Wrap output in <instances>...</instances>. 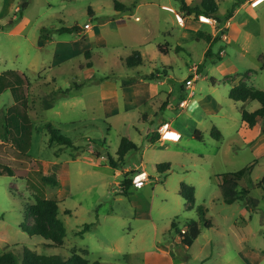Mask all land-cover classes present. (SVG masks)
<instances>
[{
	"label": "rangeland",
	"instance_id": "obj_1",
	"mask_svg": "<svg viewBox=\"0 0 264 264\" xmlns=\"http://www.w3.org/2000/svg\"><path fill=\"white\" fill-rule=\"evenodd\" d=\"M116 1L125 10H117L115 0H0V75L14 70L26 80L23 93L34 127L29 153L45 172L58 174L59 186H50L47 195L58 201L66 226L62 247L23 231L34 192L25 179L0 175V253L12 252L18 264L25 248L62 258L77 252L102 264H128L130 258L134 264H172L155 256L160 245L174 249L178 264H264V119L250 128L241 109L253 111L259 102L229 97L241 81L264 89V2L253 7L250 0H217L221 14H235L219 27L183 11L180 0ZM242 1L248 4H235ZM74 25L79 28L73 33L59 32ZM198 30L221 35L211 57L210 43L196 38ZM135 51L143 64L128 67ZM219 51L221 60L214 56ZM151 73L154 79L144 78ZM58 89L69 94L44 110V95ZM182 94L188 103H181ZM15 103L11 90L0 94V111ZM48 122L75 146L51 144ZM166 122L181 133L179 140L164 138ZM214 126L220 140L212 136ZM154 131L161 140L150 141ZM124 136L138 149L114 168L109 158H117ZM0 162L31 167L27 156L1 138ZM159 163L171 168L159 172ZM246 167L250 171L238 189L249 194L226 203L218 175ZM141 169L150 176L144 186L123 193L125 173L132 179ZM183 182L196 189L193 209L179 193ZM200 206L210 227L197 212ZM192 220L201 226L198 239L190 247L174 244L180 236L172 224L180 230ZM88 223L90 230L79 234Z\"/></svg>",
	"mask_w": 264,
	"mask_h": 264
},
{
	"label": "trees",
	"instance_id": "obj_2",
	"mask_svg": "<svg viewBox=\"0 0 264 264\" xmlns=\"http://www.w3.org/2000/svg\"><path fill=\"white\" fill-rule=\"evenodd\" d=\"M181 9L188 12L189 15H195L196 17L205 16L207 18L215 19L218 26H223L226 20H229L233 16V10H228L226 16L221 14L219 11V5L217 0H202L200 4L191 5L188 4L186 0H180ZM242 2H237L241 4ZM115 7L117 10H125L124 4L115 0ZM22 15V14H21ZM225 16V17H224ZM13 25L14 20L10 21ZM79 27L74 25L72 27H65L59 30L60 33H73L77 31ZM42 39L47 41L49 36L45 33V28L43 29ZM203 37L210 43V47L207 50L206 56L211 57V46L216 44L221 40V35L217 34L214 38L210 34L204 33L202 30L197 31V39H202ZM161 52L167 54L169 49H164L159 46ZM181 46L176 47V51L181 50ZM222 50V49H220ZM217 59H222L219 53L214 55ZM126 64L128 67L139 66L143 64V57L139 51H135L133 54L127 57ZM261 68H264V53L261 56ZM145 79H154L155 75L153 73L144 77ZM25 79L14 70H8L0 75V94L6 90H11L16 99L17 103L9 107L5 111H0V138L3 141H10L15 145L16 149L20 151L21 154L27 156L30 159V168H20L18 166H13L10 164L0 162V175L15 176L21 179H25L28 188L34 192V202L27 204L25 206V221L20 224L23 231L28 232L30 235H35L42 237L49 242L47 246L50 247H62L64 244V239L66 237V226L64 222L59 217V203L57 200L48 198L47 192L50 186L58 187L60 184L59 176L56 172L47 173L43 169L42 162L30 155V149L33 141L34 127L30 116L27 111L28 99L23 93V87L25 85ZM188 79L185 80V84ZM182 89L184 87L182 86ZM69 94V89L62 90H52L46 93L42 99L41 106L44 110H49L54 107L55 101L59 97H65ZM229 97L234 101L248 102L257 101L260 107L250 111L245 107H242L241 114L242 120L250 127H255L258 122L264 119V89L257 88L253 85H249L245 81H241L238 84L232 86ZM186 100L184 94L180 96L181 103ZM165 104L163 105V108ZM44 129H46L50 135L49 142L51 144H59L62 147H74V140L68 137L56 128L52 122L45 124ZM195 137L202 140V132L199 130L195 131ZM212 136L218 140L222 138L221 131L214 126L212 129ZM160 138L158 131H154L150 135V141L155 142ZM138 145L132 141L130 138L124 136L121 138L119 148L117 150V158L114 159L110 156V165L114 168H119L125 164L126 155L133 150H137ZM100 157L101 155L98 154ZM171 168L170 163H159L157 169L159 172H165ZM250 171V167L243 168L237 172H227L218 175V184L221 188L223 198L226 203H234L239 197H244V195L249 194L248 188H243L240 192L239 185L240 181L244 175ZM133 179V178H132ZM132 179L125 173L124 178L120 184L123 189V193H128V190L132 187ZM180 195L189 202V209H193V204L195 203L196 189L193 185L187 183H181L180 185ZM241 193V194H240ZM201 218L205 220V226L210 227L209 220L206 219L207 209L204 206H200L197 209ZM29 220H32L30 222ZM92 223L85 224L83 229L79 234L90 230ZM172 226L176 228V231L181 237V242L187 246H192L194 242L198 239L201 234V226L198 220H192L187 222L185 226V233H182V229H177L175 224ZM17 257L10 251H4L0 253V264H18ZM21 264H102L100 260L91 261L85 256L72 252V254L67 258H62L58 255H46L39 254L36 251L25 248L23 251V256Z\"/></svg>",
	"mask_w": 264,
	"mask_h": 264
},
{
	"label": "built area",
	"instance_id": "obj_3",
	"mask_svg": "<svg viewBox=\"0 0 264 264\" xmlns=\"http://www.w3.org/2000/svg\"><path fill=\"white\" fill-rule=\"evenodd\" d=\"M263 1L264 0H250L249 2H251V5L253 7H255V6H258L259 4H261ZM205 19L207 20V22H213V20H215L212 18H205ZM178 20H179L180 24H182V25L184 24L183 18L179 15H178ZM84 26L86 27V29H90L89 23H86ZM223 36H224V38L225 37L227 38V35H223ZM166 128L170 129V125L167 122L162 125V127H161L162 131L161 132H163V130ZM149 177L150 176L147 174L146 170L141 169L140 171L135 173L134 176L132 177L133 178L132 179L133 185L136 187H138L137 185H139L138 188H140V187L144 186L145 181H147L149 179ZM182 233H185V227L182 229ZM180 240H181V237H180Z\"/></svg>",
	"mask_w": 264,
	"mask_h": 264
},
{
	"label": "crops",
	"instance_id": "obj_4",
	"mask_svg": "<svg viewBox=\"0 0 264 264\" xmlns=\"http://www.w3.org/2000/svg\"><path fill=\"white\" fill-rule=\"evenodd\" d=\"M263 2H264V1H263ZM263 2H262V3H263ZM243 3H244V4H248L247 1H245V2H243ZM166 6H167V5H166ZM234 16H235V14H233V16L228 20L229 24H230L231 19H232ZM185 102L188 103V100L186 99ZM182 103H183V102H182ZM169 125H170V124H169ZM173 131H176V130H173ZM176 132H178V131H176ZM178 134H180V136H181V133H180V132H178ZM161 139H162V137L160 136L159 140H161ZM129 170H131V168H126V169H125V171H129ZM132 186H134V185H132ZM180 242H181V240H177V239H176L174 244L177 245V244L180 243ZM157 248H158L159 252L156 253L155 256H156L158 259L165 260L167 263L178 264V263L176 262V259L174 258V257H175V255H174V249H172V248L169 249L168 247L160 246V245H158ZM133 254H136V251H135ZM128 264H134V260L130 258V262H129Z\"/></svg>",
	"mask_w": 264,
	"mask_h": 264
},
{
	"label": "bare ground",
	"instance_id": "obj_5",
	"mask_svg": "<svg viewBox=\"0 0 264 264\" xmlns=\"http://www.w3.org/2000/svg\"><path fill=\"white\" fill-rule=\"evenodd\" d=\"M163 133H164L165 135H167V134H169V133L176 134V136L178 137V138H176V140H179L180 137H181L180 134H178V132L173 131V130L168 129V128L164 129ZM164 138H165V137H164ZM165 139H166V138H165ZM167 139L175 140V139H172V138H167Z\"/></svg>",
	"mask_w": 264,
	"mask_h": 264
},
{
	"label": "clouds",
	"instance_id": "obj_6",
	"mask_svg": "<svg viewBox=\"0 0 264 264\" xmlns=\"http://www.w3.org/2000/svg\"><path fill=\"white\" fill-rule=\"evenodd\" d=\"M165 138H166V139H167V138L176 139V138H178V137L176 136V134L169 133V134H167V135L165 136ZM137 186L139 187V185H137Z\"/></svg>",
	"mask_w": 264,
	"mask_h": 264
}]
</instances>
